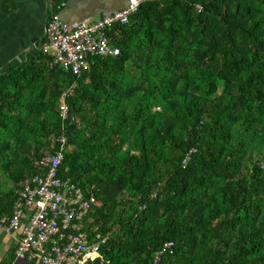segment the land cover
Instances as JSON below:
<instances>
[{
	"label": "trees",
	"instance_id": "1",
	"mask_svg": "<svg viewBox=\"0 0 264 264\" xmlns=\"http://www.w3.org/2000/svg\"><path fill=\"white\" fill-rule=\"evenodd\" d=\"M108 35L120 56L81 76L38 51L0 72V219L64 134L59 175L95 188L108 237L87 264L166 243L156 264H264V0L146 2Z\"/></svg>",
	"mask_w": 264,
	"mask_h": 264
},
{
	"label": "built area",
	"instance_id": "2",
	"mask_svg": "<svg viewBox=\"0 0 264 264\" xmlns=\"http://www.w3.org/2000/svg\"><path fill=\"white\" fill-rule=\"evenodd\" d=\"M152 1L155 0H125L121 10L98 19L88 17L73 25L60 16L64 1L52 5L44 35L33 45V51L50 56L52 67L81 76L98 58L120 56L121 50L112 43L108 31L116 25L129 24L141 5ZM197 9L202 10L200 5ZM74 88L75 85L60 98L63 121L68 118L67 97ZM67 141L64 134L53 139L58 150L42 157L39 173L21 183L13 215L0 219V229L18 235L13 264H87L102 258L101 248L108 237L97 232L90 217L100 205L95 188L84 189L59 175ZM172 246L173 243L163 246L155 256V264Z\"/></svg>",
	"mask_w": 264,
	"mask_h": 264
},
{
	"label": "crops",
	"instance_id": "3",
	"mask_svg": "<svg viewBox=\"0 0 264 264\" xmlns=\"http://www.w3.org/2000/svg\"><path fill=\"white\" fill-rule=\"evenodd\" d=\"M12 1L7 6L6 0H0V72L28 60L33 45L44 35L52 5L64 1L66 5L60 11V16L72 25L88 17L101 18L125 6V0ZM17 236L0 229V264H13Z\"/></svg>",
	"mask_w": 264,
	"mask_h": 264
},
{
	"label": "snow or ice",
	"instance_id": "4",
	"mask_svg": "<svg viewBox=\"0 0 264 264\" xmlns=\"http://www.w3.org/2000/svg\"><path fill=\"white\" fill-rule=\"evenodd\" d=\"M133 3H136V0H132Z\"/></svg>",
	"mask_w": 264,
	"mask_h": 264
}]
</instances>
